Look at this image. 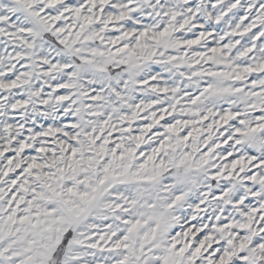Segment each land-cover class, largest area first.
I'll return each mask as SVG.
<instances>
[{
  "label": "snow or ice",
  "instance_id": "obj_1",
  "mask_svg": "<svg viewBox=\"0 0 264 264\" xmlns=\"http://www.w3.org/2000/svg\"><path fill=\"white\" fill-rule=\"evenodd\" d=\"M0 264H264V0H0Z\"/></svg>",
  "mask_w": 264,
  "mask_h": 264
}]
</instances>
